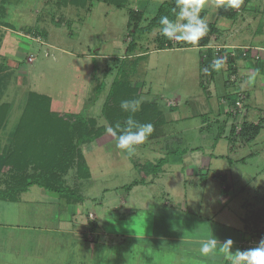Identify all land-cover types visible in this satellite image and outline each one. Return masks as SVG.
Here are the masks:
<instances>
[{"label": "rangeland", "instance_id": "obj_1", "mask_svg": "<svg viewBox=\"0 0 264 264\" xmlns=\"http://www.w3.org/2000/svg\"><path fill=\"white\" fill-rule=\"evenodd\" d=\"M171 1L124 0L116 7L110 0H84L76 5L69 0H0V162L13 149V137L20 132L18 124L33 94L49 98L53 113L78 114L93 120V129L103 130L96 140L80 145L89 178L77 179L75 168L63 177L81 197L74 206L43 198L38 187L22 194L19 202L0 200V264L85 262L81 246L89 242L81 233L92 223L89 214L102 224L104 219H128L135 212L145 215L152 206L161 207L168 201L175 206L195 204L204 217L216 212L243 224L242 220L250 221L264 210V126L257 138L243 142L235 135L237 124L231 119L234 134L228 126L217 137L222 121L216 113L224 108L220 103L236 99L238 92L201 87L204 63H209L206 50L199 45L203 37L192 45L169 40L159 29L144 35L133 33L136 22L145 27L157 7ZM222 7H228L227 0H205L199 13L218 31L207 32L208 44L264 51V0H242L233 20L218 15ZM130 11L138 15V21L129 19ZM175 22L182 21L176 17ZM254 59L264 64V52L260 60ZM123 81L134 89L123 101H139V107L150 104L162 112L166 122L161 137L136 145L131 156L117 149L115 139L106 132L117 123L123 127L130 110L121 108L120 99L115 111L111 107L114 113L108 111V117L101 113L112 84ZM240 84L248 88L247 82ZM249 105L247 121L255 123L258 110L254 103ZM160 159L167 160L163 172L149 176V185L126 194L131 182L145 178L143 166L155 165ZM200 169H204L201 176ZM11 181L9 174L0 172V189L10 187ZM222 183L227 186L224 202ZM158 197H165L164 201ZM61 211L73 217L72 225L62 224L73 233L47 232L56 229ZM145 229L132 231L141 234ZM111 239L113 251H118L110 254L111 264H143L135 252L128 253L129 248L138 251L147 245L150 254L156 255L152 253L156 245L150 241Z\"/></svg>", "mask_w": 264, "mask_h": 264}, {"label": "crops", "instance_id": "obj_2", "mask_svg": "<svg viewBox=\"0 0 264 264\" xmlns=\"http://www.w3.org/2000/svg\"><path fill=\"white\" fill-rule=\"evenodd\" d=\"M239 11L240 10H236L237 13H239ZM257 49H260V47H257ZM262 52H264L263 49H260L258 52V54H260V58ZM235 54V57H232L234 61L230 63L231 71L229 70V61L231 58L228 56L225 59L224 67L219 71L212 69L208 62H205L204 69L208 67V72L206 73L204 71L201 75L202 80H205V83H201V87L205 86L208 90L209 86H212V88L218 90L223 89L224 92L226 89H230L231 92L234 91V93L238 92V94L244 95L245 100L247 101L246 106H244L246 111L244 117L245 122L252 125H257L258 123L262 122V126H264V122L262 121L264 120V64H261L259 61L254 62L252 53L248 54L246 58H243L238 51L235 52ZM206 55H208V58L211 57V54L206 53ZM238 55H240V57H238ZM222 57L225 58V56ZM232 71L233 74L230 73ZM250 76L252 79L247 80V78ZM254 76L256 77L255 79ZM241 82H247L249 89H242L240 84ZM220 84H223L222 88L220 87ZM229 102L231 103V100H229ZM249 102L254 103L255 108L258 110V121L255 123L247 121L250 107ZM230 103H220L224 108L222 107L223 110L219 109L216 113L217 119L222 121V123H220L222 125L218 126L217 137H220V135L224 133L226 127L229 126L230 130L232 125L231 118H228L229 108L231 107ZM260 132L261 129L253 139L257 138ZM241 141L246 142L245 139H242ZM212 156L214 155H211V157ZM166 165L167 160L166 164L163 166ZM203 170H199L200 176L202 175L201 173ZM162 172L163 169L157 174H146L144 181L136 186H133L127 191L126 194L130 193L134 187L140 185H149L148 183L151 181L148 179V182L147 178L149 176H156ZM261 173L264 175V167L261 170ZM224 189L227 190V186L226 184L222 183L221 192L223 197L221 200H223V202L225 201L226 197L224 195ZM40 190L42 192L40 193L41 196H45V199H52L56 201L61 200L53 193L44 191L42 189ZM22 194L18 196L17 202H19ZM166 195H169V193ZM164 198L165 197H158L157 200L164 201ZM65 202L71 206H74L76 203L67 201ZM164 202L165 204L160 205L161 207L157 208H155V205L152 204L154 205L152 206V210L149 209L146 211L145 215H142V211L138 213L135 212L134 214L130 215L128 219H125L124 217L122 219H104L102 224L95 223V216L89 214L88 219L92 220V224H94V231H90L89 226H87L85 231L86 233H81L82 237L86 236V241L89 242V245L81 246L83 251L82 258L85 262H80L78 264H111L112 257L110 254L113 252L118 253L117 250L113 251L114 249L112 245H114V241L111 238L115 239L118 236L122 238L124 243L150 241L156 245L155 247H152L155 251H152V253L156 254L155 256L150 254L152 249L147 245L146 247H140V250L138 251H135L132 248L128 249L129 254H134L135 252L139 257H141L144 260L143 264H154L157 261V264H230V262L224 257L223 253L209 254L207 256L202 255L200 253L202 241L210 238L211 236L216 238L221 244L225 240L231 239L233 241V245L230 251L235 253L237 250L241 251V242L246 240V238L252 233V223L245 219L244 221H241L243 224L236 223L235 221L230 222L227 216L221 217L220 213L217 214L216 212L212 213L210 216L207 213V215L204 217L202 213L197 212L198 206L195 204L186 205L185 203H179L177 206H175L173 204L170 205L171 202ZM262 208L264 209V207ZM62 212L63 211L59 212L57 215L59 217L56 220V229H46L47 232L54 231L65 235L73 233V231L68 230L69 228H66L62 225L66 222H70L72 225L73 217L69 216L68 218V216L63 215ZM44 217L47 216L45 215ZM137 219L139 220L134 222ZM237 221L239 222L238 217ZM144 227L146 228V232L141 231V234L132 231V228ZM90 236L92 239H90ZM106 256L109 257L108 262ZM124 262L125 261H121L117 264H126ZM140 264L142 263L140 262Z\"/></svg>", "mask_w": 264, "mask_h": 264}, {"label": "trees", "instance_id": "obj_3", "mask_svg": "<svg viewBox=\"0 0 264 264\" xmlns=\"http://www.w3.org/2000/svg\"><path fill=\"white\" fill-rule=\"evenodd\" d=\"M69 1L71 4L76 5L84 0ZM122 1L124 0H119V2L110 0V2H114L116 7H119ZM175 7L176 0H172L171 3H161L156 9L154 17L145 27H138L137 22L133 25V33L144 35L150 33L154 29H160L162 27V25H160V18L164 15H167L170 20L175 22L176 15L173 13V8ZM176 11L178 12V8ZM128 15L129 19L138 21V15H135L134 12L130 11ZM218 15L233 20L236 19L238 13L235 8L222 7L219 9ZM207 26L208 34H215L218 32L215 30L214 24L207 23ZM208 34L199 42V45L202 47L208 45L210 41ZM166 44L167 43H164V46ZM166 46L169 48V45ZM238 57H240V55H238ZM232 61L234 60L231 58L229 61L230 71V63H232ZM118 71L121 72V69ZM230 73L233 74V71ZM127 82L128 81H123L121 83L114 82L115 84H112L107 101L102 107L101 113L104 116L108 117L109 113H114L111 111L112 105L115 111V104H118L120 99L123 101L134 93V89H132ZM33 95L34 96L30 98L26 105L22 119L17 127L20 130L19 133L24 131L27 134L22 135L16 133V135H14V144L11 153L0 162V172L9 174L12 180L10 187L8 186L0 189V200L15 203L20 194L25 193L29 188L34 186L57 195L63 201L76 202V199L81 200V197L77 196L64 182L63 177L69 170L75 168L77 179L89 178V170L85 158L81 154L80 145L96 140L102 135L103 130L93 129L94 121L84 120V118L78 114L53 113L51 107H53L54 103L52 104L49 98L37 94ZM230 104L233 105L232 100ZM130 115L137 123H151L153 125L154 130L148 139L154 140L161 137L162 126L165 125L166 122L159 109L155 110L154 106L143 104L135 113L129 111L126 114L127 117ZM228 116L231 117V113H228ZM110 123L113 125L112 122ZM232 125L230 127L231 129ZM261 127L262 122L257 125H252L247 124L244 119L241 123L240 130L236 132L235 135H237L240 140L245 139L246 141H250L258 134ZM232 130H230L231 133H233ZM174 153V151L169 152V154ZM165 164L166 159H160L155 165H144L141 171L143 172V170H146L147 174H157ZM143 181L144 179L139 181L135 180L128 185L125 190L128 191L133 186ZM225 192L226 189H224V193ZM250 222L252 223L251 226L253 229L257 230L258 225L264 222V210L254 214ZM89 230L94 231V224L91 223L89 225ZM84 239H86V236H84Z\"/></svg>", "mask_w": 264, "mask_h": 264}, {"label": "clouds", "instance_id": "obj_4", "mask_svg": "<svg viewBox=\"0 0 264 264\" xmlns=\"http://www.w3.org/2000/svg\"><path fill=\"white\" fill-rule=\"evenodd\" d=\"M242 0H227V6L239 8ZM205 4V0H176V7L173 13L178 18L174 22L167 15L161 16L159 29L160 33L169 40L182 41L188 44L196 45L198 41L208 32V26L205 20L200 17L199 13ZM179 9L177 12L176 9ZM225 65V58H217L213 61L211 68L219 71ZM204 71L207 73L208 68ZM121 108L125 111L135 113L139 107V101H121ZM154 128L151 123H137L130 115L124 126L117 123L115 127L109 126L106 129L108 135L115 139L117 149L125 151L129 156L135 152V146L144 143L152 134ZM119 133V134H118ZM233 241L225 240L222 244L211 236L202 241L200 253L202 255L223 253L224 257L230 264H264V238L254 248L244 251L237 250L232 253Z\"/></svg>", "mask_w": 264, "mask_h": 264}, {"label": "built area", "instance_id": "obj_5", "mask_svg": "<svg viewBox=\"0 0 264 264\" xmlns=\"http://www.w3.org/2000/svg\"><path fill=\"white\" fill-rule=\"evenodd\" d=\"M202 49L206 50L205 53L211 54L209 59V65L211 66L213 61L217 58H221L222 56L226 57L228 56L229 58L235 57V52H240V55L243 58H246L248 54L252 53L253 57L258 60L260 59V54L258 52L260 49L257 48H252V47H245V48H237L234 46H215V45H206L201 47ZM225 52V53H224ZM224 53V54H223ZM226 54V55H225ZM208 57V55H207ZM224 58V57H223ZM228 59V58H227ZM245 100V96L242 94H238L236 99H233V105L229 108V113H231V119L234 120L235 124H237V132L240 130L238 129V125L240 122L244 120L246 111L245 107L243 104V101ZM222 102L224 104H228L229 100L227 99H222ZM264 238V222L258 225L257 230L253 229L252 233L244 240L241 242V251L247 250L249 248H254L258 245L259 241Z\"/></svg>", "mask_w": 264, "mask_h": 264}]
</instances>
